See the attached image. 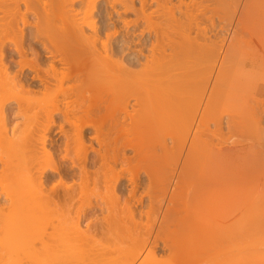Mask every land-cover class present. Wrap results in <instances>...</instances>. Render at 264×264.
Returning a JSON list of instances; mask_svg holds the SVG:
<instances>
[{"label":"bare ground","instance_id":"1","mask_svg":"<svg viewBox=\"0 0 264 264\" xmlns=\"http://www.w3.org/2000/svg\"><path fill=\"white\" fill-rule=\"evenodd\" d=\"M260 60L264 0H0V262L264 264Z\"/></svg>","mask_w":264,"mask_h":264},{"label":"rangeland","instance_id":"2","mask_svg":"<svg viewBox=\"0 0 264 264\" xmlns=\"http://www.w3.org/2000/svg\"><path fill=\"white\" fill-rule=\"evenodd\" d=\"M244 49H246V48L243 47V50H244ZM240 50H241V49H240ZM240 50H239V51H240ZM243 50H242V51H243ZM246 50H247V49H246ZM246 50H244L243 52L246 53ZM247 51H248V50H247ZM243 52H242V53H243ZM233 53L236 54V51L233 52ZM233 53H232V54H233ZM237 53H238V50H237ZM240 53H241V51L238 53V54H239V58L242 57V56H240ZM245 53H244V54H245ZM247 53H248V52H247ZM232 54H231V55H232ZM234 54H233V56L235 57ZM244 54H242V55H244ZM236 55H237V54H236ZM233 56H232V60H233V58H234ZM237 56H238V55H237ZM246 56H247V55H246ZM244 64H245V63H243V62H240L239 64H237V68H238L239 70H241V74H242V78H241V79H242V82H241V91H242V92H241V94L243 93V94L245 95V97H247V98H245V100L248 99V96H246V93L249 94V99H248V100L251 101V104H250V105L253 106L254 104H257V103H253V104H252L253 99H254V100H255L254 102L257 101L258 104H259V107L263 109V107H264V106H263V105H264V101H263V100H260L259 98L256 97V95H255V90H256V88H254L253 85H254V83H255L257 80H261L260 83L264 82V61H263V60H260V61H258L257 64H252L251 62H249L247 66H244ZM256 87H257V86H256ZM254 89H255V90H254ZM244 92H245V93H244ZM243 94H242V95H243ZM244 95H243V96H244ZM250 96H251V97H250ZM252 96H253V99L250 100V98H252ZM259 100H260V101H259ZM249 101H248V102H249ZM248 102H247V103H248ZM259 102H260V103L262 102V103L260 104ZM261 105H262V106H261ZM254 106H255V105H254ZM238 117H239V116H238ZM238 117L236 116L235 118H237V120H238V119H239ZM234 120H236V119H234ZM240 120H241V119H239L238 121H240ZM236 122H237V121H236ZM236 122H235V123L233 122L232 125L235 126L234 124H236ZM240 122H241V121H240ZM263 122H264V120H263ZM237 124H239V123L237 122ZM237 124H236V125H237ZM233 126L229 129V131H228L227 128H225V126H224L223 129H225V133H224V131H223V134L226 135L225 137H228L227 135H228L229 132H230V133H232V134L229 135V136H230L229 138L233 139L232 137L235 136L236 138H234V139H236V140H232V141H231V139H227V140L229 141V142H228L227 140H223V139L225 138V137H223V136H224V135H223V136H222L223 139H222V138H220V139L223 140V141H222L223 143H222V142H221V143H222L224 146H223V145L220 146V141H221V140H219V139L216 140V141L219 142V143L216 142L217 145L219 144L220 147L226 148V147L229 146V144H230L231 142H233V141H235V142L240 141V143L238 142V144L235 143V142H233V145H232V144H230V145H232V146L237 145V146H238L239 144H240V145H243V144H245L244 142H246L247 144L249 143L248 145L250 146V144H251L252 142H251V140L249 141V139L247 138V135L245 136V134L242 135L241 133H239V134L237 133L238 130H240V131H241V130H244L243 128H241L242 126H241L238 130L236 129V127H233ZM239 126H240V125H239ZM237 127H238V126H237ZM232 128H235V129H232ZM211 130H213V128H212V123H211ZM231 130H232V132H231ZM233 130H234V131H233ZM236 130H237V131H236ZM235 131H236V132H235ZM240 131H238V132H240ZM210 132H212L211 134L213 135V133H214V132H217V131H216V130H213V131H210ZM221 132H222V131H220L217 135L221 136V135H222ZM233 132H234V133H233ZM241 132H245V130H244V131H241ZM227 133H228V134H227ZM235 133H236V135H235ZM209 134H210V133H209ZM214 134H215V133H214ZM220 134H221V135H220ZM237 134H238V135H237ZM233 135H234V136H233ZM241 135H242V136H241ZM214 136H215V137L211 139L212 136L210 137V135H209V137H208L207 139H209V138L211 139V142H210V143H212V146H210V147H216V148H217V147H219V146H217L216 143H215V139H216L217 136H216V135H214ZM237 136H238V137H237ZM239 136H240L241 138H239ZM244 136H245V139H242ZM217 138H218V137H217ZM237 138H238V139H242V140H237ZM212 140H214V142H212ZM247 140H248V141H247ZM207 141H208V140H207ZM209 141H210V140H209ZM209 141H208V142H209ZM241 141H242L243 143H241ZM225 142H226V143H225ZM210 143H209V145H210ZM213 143H214V146H213ZM224 143H225V144H228V145H226V147H225V144H224ZM234 143H235V144H234ZM247 144H245V146H248ZM240 145H239V146H240ZM144 198H145V197H144ZM147 202H148V201H147V198H145V199H144V203H143V207H144V208H146L147 204H145V203H147ZM143 207H138L137 212H139V211H140V212H146L147 210L144 209ZM141 208H142V209H141ZM140 209H141L142 211H141ZM143 210H144V211H143ZM145 210H146V211H145ZM200 217H202V216H200ZM200 217H199V218H200ZM199 218H197V219H199ZM205 218H206V217H205ZM205 218H202V219L204 220ZM200 219H201V218H200ZM200 219H199V220H200ZM202 219H201V220H202ZM144 220H145V218H144ZM30 240H31V239H30ZM31 242H32V241H31ZM31 242H30V244H31ZM33 242H34V241H33ZM27 243H28V242H27ZM34 243H36V242H34ZM28 244H29V243H28ZM28 244H26V246H27ZM36 245H37V244H35V246H36ZM22 246H25V245L23 244ZM26 246H25V248H28V247H26ZM28 246H29V245H28ZM31 246H32V245H31ZM29 247H30V246H29ZM36 247H37V246H36ZM23 248H24V247H23ZM32 249H33V248H32ZM27 251H28V250H27ZM161 253H162V252H161ZM159 254H160V253H159ZM166 254H167V252H166V253H162V254H160V255L166 257ZM167 256H168L167 259H166L165 257H163L164 259H166V260H164V262H166L167 264H169V263H170V264H174V263L176 264V261H177L176 259H174V258H170V259H174V260L172 261V260L168 259V258H169V255H168V254H167ZM17 261H18V260H17ZM19 261H20V260H19ZM167 261H168V262H167ZM171 261H172V262H171ZM6 262H7V261H6ZM6 262L3 261V262H0V264H3V263H4V264H7V263L11 262V260H10L9 262H7V263H6ZM12 262H13V261H12ZM12 262H11V263H12ZM20 262H22V261H20ZM20 262H19V264H22V263H20ZM25 262H26V261H24L23 264H26V263L29 264L30 261H29V262H26V263H25ZM37 262H38L37 264H42V262H39V261H37ZM177 262H178V261H177ZM11 263H10V264H11ZM179 263H180V262H178L177 264H179ZM12 264H15V262H13ZM16 264H18V262H16ZM31 264H33V261H32ZM35 264H36V261H35Z\"/></svg>","mask_w":264,"mask_h":264},{"label":"crops","instance_id":"3","mask_svg":"<svg viewBox=\"0 0 264 264\" xmlns=\"http://www.w3.org/2000/svg\"><path fill=\"white\" fill-rule=\"evenodd\" d=\"M255 95L257 98L264 101V82L259 83L255 90Z\"/></svg>","mask_w":264,"mask_h":264}]
</instances>
